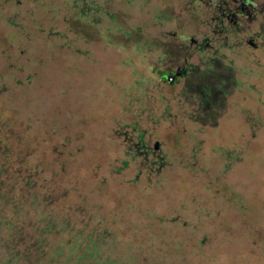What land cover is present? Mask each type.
Returning a JSON list of instances; mask_svg holds the SVG:
<instances>
[{
    "label": "rangeland",
    "instance_id": "rangeland-1",
    "mask_svg": "<svg viewBox=\"0 0 264 264\" xmlns=\"http://www.w3.org/2000/svg\"><path fill=\"white\" fill-rule=\"evenodd\" d=\"M253 1L0 0L12 168L73 174L119 247L142 253L136 264H264V0ZM235 5L244 16L221 21Z\"/></svg>",
    "mask_w": 264,
    "mask_h": 264
},
{
    "label": "trees",
    "instance_id": "trees-1",
    "mask_svg": "<svg viewBox=\"0 0 264 264\" xmlns=\"http://www.w3.org/2000/svg\"><path fill=\"white\" fill-rule=\"evenodd\" d=\"M8 139L10 143L0 138V145L13 147L11 152L0 148V156L7 158L6 170L0 168L5 174L0 183V264L143 262L135 246L119 247L122 235L109 229L106 217L99 212L101 205L96 215L92 213L94 206L85 208L82 201L86 197L76 193L73 174L64 178L60 169L48 173L41 167L38 171L13 169L11 156L16 153L18 157V143ZM145 257L151 258L148 253Z\"/></svg>",
    "mask_w": 264,
    "mask_h": 264
},
{
    "label": "flooded vegetation",
    "instance_id": "flooded-vegetation-1",
    "mask_svg": "<svg viewBox=\"0 0 264 264\" xmlns=\"http://www.w3.org/2000/svg\"><path fill=\"white\" fill-rule=\"evenodd\" d=\"M236 1V0H235ZM240 2H241V4H242V8H244V7H246V5H247V0H246V2L245 1H243V0H240ZM253 0H248V5H247V7L248 8H250V6H252V5H254L253 4ZM220 3V2H219ZM218 7H220V6H218ZM222 8H223V11L221 12V18L222 19H225V18H229V19H231L232 21H233V23H237V16H241V15H243L244 14V10L243 11H239L238 10V8H237V5H235V6H232V7H224V6H222ZM248 15L250 14V12L248 11V12H246ZM244 16V15H243Z\"/></svg>",
    "mask_w": 264,
    "mask_h": 264
}]
</instances>
